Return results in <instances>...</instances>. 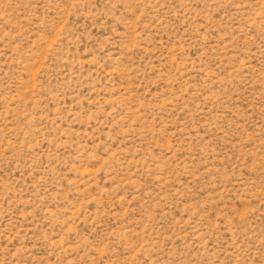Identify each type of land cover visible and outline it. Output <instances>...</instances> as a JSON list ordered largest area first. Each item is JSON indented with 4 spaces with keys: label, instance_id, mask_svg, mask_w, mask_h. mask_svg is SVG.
<instances>
[{
    "label": "rangeland",
    "instance_id": "1",
    "mask_svg": "<svg viewBox=\"0 0 264 264\" xmlns=\"http://www.w3.org/2000/svg\"><path fill=\"white\" fill-rule=\"evenodd\" d=\"M0 264H264V0H0Z\"/></svg>",
    "mask_w": 264,
    "mask_h": 264
}]
</instances>
